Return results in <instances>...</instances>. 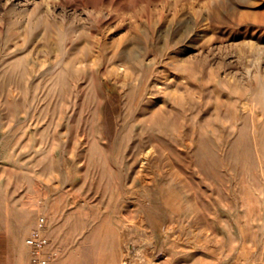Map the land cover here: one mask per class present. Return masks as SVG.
<instances>
[{
    "label": "rangeland",
    "instance_id": "rangeland-1",
    "mask_svg": "<svg viewBox=\"0 0 264 264\" xmlns=\"http://www.w3.org/2000/svg\"><path fill=\"white\" fill-rule=\"evenodd\" d=\"M264 264V0H0V264Z\"/></svg>",
    "mask_w": 264,
    "mask_h": 264
},
{
    "label": "built area",
    "instance_id": "built-area-1",
    "mask_svg": "<svg viewBox=\"0 0 264 264\" xmlns=\"http://www.w3.org/2000/svg\"><path fill=\"white\" fill-rule=\"evenodd\" d=\"M47 229L48 218L41 214L36 226L26 239V243L31 249L32 264H53L58 256V251L52 246Z\"/></svg>",
    "mask_w": 264,
    "mask_h": 264
}]
</instances>
